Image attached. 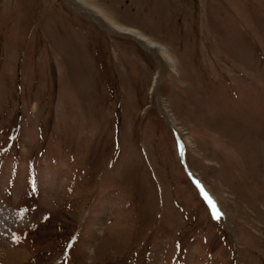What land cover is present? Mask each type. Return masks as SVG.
Here are the masks:
<instances>
[{
	"label": "rangeland",
	"instance_id": "obj_1",
	"mask_svg": "<svg viewBox=\"0 0 264 264\" xmlns=\"http://www.w3.org/2000/svg\"><path fill=\"white\" fill-rule=\"evenodd\" d=\"M0 264H264V0H0Z\"/></svg>",
	"mask_w": 264,
	"mask_h": 264
},
{
	"label": "snow or ice",
	"instance_id": "obj_2",
	"mask_svg": "<svg viewBox=\"0 0 264 264\" xmlns=\"http://www.w3.org/2000/svg\"><path fill=\"white\" fill-rule=\"evenodd\" d=\"M209 203H211V201H209ZM213 215L214 217H218L219 213L216 211L215 208H213Z\"/></svg>",
	"mask_w": 264,
	"mask_h": 264
},
{
	"label": "bare ground",
	"instance_id": "obj_3",
	"mask_svg": "<svg viewBox=\"0 0 264 264\" xmlns=\"http://www.w3.org/2000/svg\"><path fill=\"white\" fill-rule=\"evenodd\" d=\"M146 39V38H145Z\"/></svg>",
	"mask_w": 264,
	"mask_h": 264
},
{
	"label": "water",
	"instance_id": "obj_4",
	"mask_svg": "<svg viewBox=\"0 0 264 264\" xmlns=\"http://www.w3.org/2000/svg\"><path fill=\"white\" fill-rule=\"evenodd\" d=\"M181 153V152H180Z\"/></svg>",
	"mask_w": 264,
	"mask_h": 264
}]
</instances>
